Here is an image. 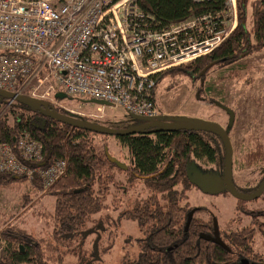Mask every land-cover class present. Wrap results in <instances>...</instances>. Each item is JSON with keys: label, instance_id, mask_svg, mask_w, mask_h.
Wrapping results in <instances>:
<instances>
[{"label": "trees", "instance_id": "trees-1", "mask_svg": "<svg viewBox=\"0 0 264 264\" xmlns=\"http://www.w3.org/2000/svg\"><path fill=\"white\" fill-rule=\"evenodd\" d=\"M224 2L137 0V6L144 15L154 19L156 27L167 28L190 17L213 16ZM236 6L238 25L230 36L212 53L159 74L156 86L164 80L183 77L203 81L211 68L230 66L264 49V0H236ZM248 9L251 12L249 28L245 26ZM214 62L217 64L201 76V72ZM234 74L228 73L232 78ZM57 91L53 90L52 95L60 99L57 95L62 93ZM206 91L210 93L212 89ZM44 102L53 111L75 118L50 101ZM215 102L210 104L215 105ZM6 105L7 101L0 98V109ZM9 109V117L4 113L0 117V144L11 147L22 164L37 169L64 162L65 170L50 187H45L38 173L30 179L0 172V191L28 185L19 208L26 210L32 192L54 199L47 222L52 231L47 238L32 235L13 219L0 228V264H63L68 254L76 260L72 264H100L102 257L111 251L123 220L136 224L140 235L136 239L138 256L134 260L124 259L122 264H235L238 258L248 259L253 254V232L249 229L226 236L229 252L199 238L201 233H207L209 225L204 221L193 219L184 232L188 209L180 204L185 200V191H180V187L191 186L187 171L195 162L222 168L225 148L216 136L196 131L160 130L117 137L129 157L126 169L121 170L106 158L105 145L102 153L96 149L93 133L63 125L19 103H13ZM22 136L41 145L42 166L23 160L16 147ZM251 159L257 158H249V163L259 161ZM114 173L122 174V182L114 180ZM111 187L115 191L122 190L123 195L130 190L135 195V188L138 189L132 207L127 208L125 202L117 217L110 209L119 202L115 193L110 204L106 203Z\"/></svg>", "mask_w": 264, "mask_h": 264}, {"label": "built area", "instance_id": "built-area-1", "mask_svg": "<svg viewBox=\"0 0 264 264\" xmlns=\"http://www.w3.org/2000/svg\"><path fill=\"white\" fill-rule=\"evenodd\" d=\"M136 2L0 0V91L29 92L27 97L45 101L30 86L42 83L46 74L42 79L51 81L52 92L58 90L67 99L101 102L155 121L161 114L155 76L218 48L236 29L231 17H238L237 6L236 0H225L213 16L160 28ZM13 103L7 100L2 107ZM16 147L24 161L42 166L40 144L22 136ZM43 167L20 163L11 147L0 144V172L30 179L38 173L50 187L65 163Z\"/></svg>", "mask_w": 264, "mask_h": 264}, {"label": "rangeland", "instance_id": "rangeland-1", "mask_svg": "<svg viewBox=\"0 0 264 264\" xmlns=\"http://www.w3.org/2000/svg\"><path fill=\"white\" fill-rule=\"evenodd\" d=\"M246 14L245 26L249 28L251 25V12L249 9ZM229 71L235 73L233 78L228 75ZM45 75L41 76L42 83L35 81L30 87L34 88L35 97L48 100L63 111H73V113L80 115L88 114L90 116L89 119L86 118L87 121L114 130H125L143 123L126 113L122 108H114L109 105L99 106L98 104H89L73 99L71 101V98L56 102L52 95L51 81L42 79ZM203 79V86L200 79L190 80L183 77L176 80H164L159 85L157 91L158 108L161 114L155 121L169 123H179L181 121L209 122L216 123V125L223 128L226 133L230 134L231 143L235 151L234 167L236 170V181L241 187H245L243 181H247L249 183L245 187L247 188L252 182L251 176L247 175V173L251 174L253 171L246 166L256 164V167H260L262 165L261 157L256 160L251 159L253 161L259 160L258 162L249 163L248 158L245 157V152H247L249 147L246 144L252 141H261L258 138L259 136L256 135L258 134L256 128L257 124L261 128L264 121V49L230 66L223 68L213 67ZM230 79L232 81L228 82ZM207 89H212V91L207 93ZM198 91H200L199 94H197ZM196 96H200V98L196 99ZM212 101H219V104L225 105L229 107L228 109L232 110L234 114L232 124L226 123V114L212 103L210 104ZM98 108H101V110L98 111ZM0 110L2 112L0 117L4 114H7L9 117L10 109L2 107ZM168 112H171V115L167 114ZM75 118L80 119L81 117L75 116ZM8 119L10 121V118ZM252 126L253 128H251ZM250 128L253 131L252 135L249 133ZM92 139L99 152H103V146L105 145L109 155L113 159L123 164L129 163L127 149L121 146L114 137L94 134ZM197 163H193L192 167L187 171V178L197 172H216L220 168L205 164L202 161H198ZM114 176V180L119 181V183L122 182V174L114 173ZM254 185L252 183L250 187ZM137 190L136 187L135 195L132 192L133 190H130L129 194L123 195L122 190L115 191L113 187L109 189L106 201L108 205L114 193L116 200L119 198V202L114 203L110 208L116 217L118 216L116 214L124 209L123 205L125 202H127V208L132 207L134 196H137ZM181 190L185 191L183 192L185 193V200L181 201L180 204L188 210L196 208L197 211L194 218L203 220L210 225V216H214L221 227L231 222L234 227L224 231L227 235L241 231L240 228L247 222V217L250 218V216L246 215L245 210L249 211L251 216L255 215V220L261 223L264 222L261 216L252 214L257 212L254 210H264V201L262 200L242 204L230 195H207L192 186H186V188L180 187ZM27 191L28 185H24L23 188L17 190L9 188L0 191V228L6 222L8 223L10 219H13L14 223L20 224L21 228H25L32 235L47 238L52 231V227L48 226L47 222H49V214L53 211L54 199L49 195L32 192L29 193V202L26 205V210L19 208L22 202V194ZM242 191L248 193L246 189ZM237 221H240L239 224H237ZM236 225L238 226L235 227ZM139 235L136 224L123 220L119 230H117L111 251L102 257L100 264H122L124 259H136L139 253L136 239ZM221 237L224 238L223 236ZM225 242L227 243V240ZM252 248L254 252L264 255V240L259 237L258 233L254 234ZM72 256L71 254L64 256L63 264L75 263L76 260Z\"/></svg>", "mask_w": 264, "mask_h": 264}, {"label": "water", "instance_id": "water-1", "mask_svg": "<svg viewBox=\"0 0 264 264\" xmlns=\"http://www.w3.org/2000/svg\"><path fill=\"white\" fill-rule=\"evenodd\" d=\"M217 62H214L210 65H208L202 72L201 76L205 74V72L211 68L212 66L216 65ZM58 98L64 99L66 98L65 95L59 94L57 95ZM0 98L8 101H13L15 103H19L22 105H25L32 110H37L39 113H41L44 117L52 119L54 121H57L63 125L76 128L79 130H84L90 133H94L97 135H103V136H112V137H123V136H129V135H136L144 132H155L160 130H168V131H196V132H205L212 134L214 136L219 137L225 147V161H224V173H223V183H221L220 179L211 177V176H201L198 174H194L190 179V182L193 186L199 187L201 191L205 194L208 193H218L222 189H225L233 198L242 201V202H251L256 199H258L264 192V182L259 187L258 191L251 195H244L236 191L232 184V157H233V150L229 141V138L227 136V133L223 128L216 125L215 123H209V122H179V123H169V122H163V121H151V122H145L146 119L134 117L135 119L142 121L143 123L139 126L131 127L125 130H114L107 128L105 126L95 124L86 120L74 118L68 115H61L51 109L48 103L38 100L35 98L27 97V96H21L16 94L7 93L4 91H0ZM98 105H103L101 102H93ZM215 104L218 108L225 111V113L229 116L230 124L233 122L234 114L231 110H229L227 107L223 106L222 104H219L216 102ZM106 158L114 163L119 169L125 170L126 166L123 163H120L112 158L108 154L107 148L104 149ZM195 213V210H192L190 213L187 214V222L185 224L184 231L187 232L189 223L191 221V217ZM214 223V235L213 237H207V236H201V239L211 242L215 245L220 246L221 248L229 251V249L226 247V245L221 241L218 233V228L216 224V220H213Z\"/></svg>", "mask_w": 264, "mask_h": 264}, {"label": "flooded vegetation", "instance_id": "flooded-vegetation-1", "mask_svg": "<svg viewBox=\"0 0 264 264\" xmlns=\"http://www.w3.org/2000/svg\"><path fill=\"white\" fill-rule=\"evenodd\" d=\"M201 84H203V82L201 81ZM215 104H217L216 102H215ZM225 107H227V106H225ZM227 108H229V107H227ZM220 109V108H219ZM221 110V109H220ZM230 110V109H229ZM224 114H226L225 113V111H223V110H221ZM232 111V110H231ZM226 116H227V122L226 123H228L229 125H230V123H229V116L226 114ZM145 122H151V120H147V121H145ZM181 122H183V121H181ZM216 124V123H215ZM231 128H232V126H231ZM251 128H253V126L251 127ZM250 128V130H249V133L252 135L253 134V131H251L252 129ZM257 133L258 134H256V135H258L259 137L258 138H260V140L261 141H252L251 143H248V144H246V145H248L249 147H248V149H247V152H245V157L246 158H262V159H260L261 160V166L260 167H256V164L255 165H247L246 167L248 168V169H250V170H252L253 172L251 173V174H249V173H247V175H250L251 176V180H252V182H251V184L250 185H252V183H253V185H254V183H255V185L254 186H251L250 187V185H249V187H247V188H245L246 187V185H248L249 183H247V181H243V184H244V186L245 187H241V186H239V184L237 183V181H236V170H235V167H234V154H235V151H234V148H233V145H232V143H231V137H230V134H228L227 133V136H228V138H229V141H230V144H231V147H232V150H233V157H232V184H233V186H234V188L236 189V191H238L239 193H241V194H244V195H251V194H253V193H255L256 191H258V189H259V187L261 186V184L264 182V121L262 122V127L261 128H259L258 127V124H257ZM144 133H151V132H144ZM217 137V136H216ZM217 138H219V137H217ZM220 139V138H219ZM221 140V139H220ZM221 142H222V140H221ZM222 144H223V142H222ZM223 146H224V144H223ZM225 148V147H224ZM225 154H226V151H225ZM256 160V159H255ZM224 161H225V159H224ZM224 162H223V166H222V168L220 167L219 169H217L218 171H216V172H208V173H199V172H197V173H194V174H198V175H201V176H204V175H206V176H211V177H214V178H217V179H220V181H221V183H223V173H224ZM256 169V170H255ZM255 170V171H254ZM194 174H192L191 175V177L194 175ZM190 177V178H191ZM192 187H194V188H196L197 190H199L201 193H203L202 191H201V189L199 188V187H195V186H193V185H191ZM243 188V189H242ZM244 189H246V190H248V193H245V192H243L242 190H244ZM203 194H205V193H203ZM220 194H224V195H230L227 191H225V189H222L220 192H218V193H208L207 195H212V196H214V195H220ZM231 196V195H230ZM235 199V198H234ZM264 201V192H263V194L258 198V199H256V200H254V201ZM236 201L237 202H240V203H242V204H245L246 202H242V201H239V200H237L236 199ZM259 209V208H258ZM192 210H195V213H196V211H197V209L196 208H194V209H189V210H187V214L188 213H190ZM254 211H257L256 213H252V214H256L257 216H261L263 219H264V216H262V215H264V210H262V209H259V210H254ZM253 212V211H252ZM195 213H193V215H192V217H191V221L193 220V219H196V218H194V216H195ZM245 213H246V215H248V216H250V218H248L247 217V222L246 223H244V225H242V224H240V225H242V227L240 228L241 230L242 229H249L250 231H252L253 233H252V240H251V243L253 244V239H254V234H256V233H258L259 234V237L260 238H262L263 240H264V222H259V221H257V220H255V215L254 216H251L250 214H249V211H247V210H245ZM197 220H199V221H201V222H203V220H200V219H197ZM210 220H211V223H210V225L206 228V234H204V233H201L200 235H199V238L201 239V236L203 235V236H207V237H213V235H214V223H213V220H216L215 218H214V216H212V218H210ZM191 221H190V223H191ZM239 222L240 221H237V224H239ZM190 223H189V225H190ZM216 224H217V228H218V233H219V237H220V239H221V241L226 245V239H225V236L227 235V233H225L224 231L225 230H230V229H232L234 226H233V224L231 223V222H229L226 226H224V227H221V226H219V224L217 223V221H216ZM238 225H236L235 227H237ZM188 228H189V226H188ZM185 232V231H184ZM231 234V233H230ZM230 234H228V235H230ZM227 235V236H228ZM221 236H223L224 238H222ZM227 247V246H226ZM252 250V252H253V254L251 255V256H249V258L248 259H245V258H238L236 261H235V264H264V255L263 254H259V253H256V252H254V250H253V248L251 249ZM229 252V251H228Z\"/></svg>", "mask_w": 264, "mask_h": 264}, {"label": "crops", "instance_id": "crops-1", "mask_svg": "<svg viewBox=\"0 0 264 264\" xmlns=\"http://www.w3.org/2000/svg\"><path fill=\"white\" fill-rule=\"evenodd\" d=\"M136 3H137V2H136ZM202 82H203V81H202ZM201 85L203 86V84H201ZM158 87H159V85L157 86V91H158ZM70 100L73 101L74 99H73V100L70 99ZM75 100L79 101L80 99H79V100H78V99H75ZM80 101H81V102H84V101H82V100H80ZM85 103H87V102H85ZM89 104H95V103H89ZM99 106H102V105H99ZM157 106H158V101H157ZM97 110L99 111V110H101V108H98ZM124 111H125V110H124ZM67 112H68L69 114H71V115H73V114H74L75 116H78V115H79V114H75V113H73V111H70V112L67 111ZM125 112H126V111H125ZM126 113H127V112H126ZM167 114L171 115V112H168ZM89 116H90V115H88V114H86V115L84 114V115H79L78 117H81L80 119L83 118L82 120H84V118L89 119ZM132 117H133V116H132ZM86 121H87V120H86ZM92 123H94V122H92ZM95 124H97V123H95ZM93 134H94V133H93ZM95 135H97V134H95ZM102 136H103V135H102ZM114 138L116 139V137H114ZM107 150H108V149H107ZM108 153H109V152H108Z\"/></svg>", "mask_w": 264, "mask_h": 264}, {"label": "bare ground", "instance_id": "bare-ground-1", "mask_svg": "<svg viewBox=\"0 0 264 264\" xmlns=\"http://www.w3.org/2000/svg\"><path fill=\"white\" fill-rule=\"evenodd\" d=\"M231 21H232V22L234 21L235 24H236V27H237V25H238V17H236V18L231 17ZM203 57H204V56H203ZM200 58H201V57H200ZM158 75H159V74H158ZM158 75H156L155 78H154V79H155V84H156V79H157V76H158ZM103 105H106V104H103ZM109 106H110V105H109Z\"/></svg>", "mask_w": 264, "mask_h": 264}, {"label": "clouds", "instance_id": "clouds-1", "mask_svg": "<svg viewBox=\"0 0 264 264\" xmlns=\"http://www.w3.org/2000/svg\"><path fill=\"white\" fill-rule=\"evenodd\" d=\"M147 121V120H146Z\"/></svg>", "mask_w": 264, "mask_h": 264}]
</instances>
